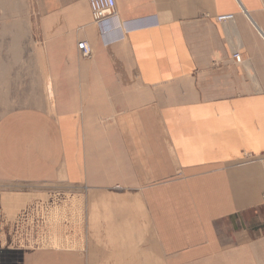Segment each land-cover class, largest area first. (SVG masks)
Instances as JSON below:
<instances>
[{"label":"crops","instance_id":"crops-1","mask_svg":"<svg viewBox=\"0 0 264 264\" xmlns=\"http://www.w3.org/2000/svg\"><path fill=\"white\" fill-rule=\"evenodd\" d=\"M116 2L0 0V264H264V0Z\"/></svg>","mask_w":264,"mask_h":264},{"label":"built area","instance_id":"built-area-1","mask_svg":"<svg viewBox=\"0 0 264 264\" xmlns=\"http://www.w3.org/2000/svg\"><path fill=\"white\" fill-rule=\"evenodd\" d=\"M94 22L101 24L109 17L116 15V0H88ZM234 20V15H223L217 18L218 23H226ZM78 48L84 57H90L93 53L91 45L87 41L80 42ZM234 61L238 64L243 62L244 56L239 49L231 51Z\"/></svg>","mask_w":264,"mask_h":264},{"label":"bare ground","instance_id":"bare-ground-1","mask_svg":"<svg viewBox=\"0 0 264 264\" xmlns=\"http://www.w3.org/2000/svg\"><path fill=\"white\" fill-rule=\"evenodd\" d=\"M223 16V15H222ZM218 18V17H217ZM234 19H235V16H234ZM217 20V19H216ZM230 22V21H229ZM83 56V55H82ZM238 64V63H237Z\"/></svg>","mask_w":264,"mask_h":264}]
</instances>
